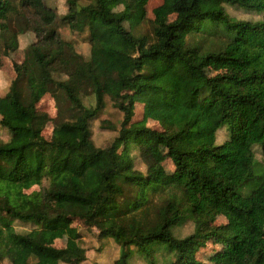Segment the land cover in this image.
I'll return each mask as SVG.
<instances>
[{
  "label": "trees",
  "instance_id": "obj_1",
  "mask_svg": "<svg viewBox=\"0 0 264 264\" xmlns=\"http://www.w3.org/2000/svg\"><path fill=\"white\" fill-rule=\"evenodd\" d=\"M119 1L66 0L59 17L50 0H0L5 56L10 39L36 37L0 96V129L9 134L0 138V264L86 263L80 232L63 247L50 244L75 220L96 229L102 246H119L114 264H132L136 253L147 264H210L198 254L213 239L222 242L215 264H264V233L252 228L255 218L264 223V171L251 194L238 193L255 178L256 148L264 154V0H166L172 20L143 14L134 23V8L150 0L115 12ZM227 6L263 19L236 20ZM59 23L87 34L89 59ZM215 64L222 67L211 74ZM48 95L55 115L42 111ZM90 96L95 106L85 105ZM107 102L122 120L100 147L91 121ZM224 126L228 139L218 144ZM51 196L62 213H50ZM217 216L226 222L213 228ZM184 220L194 231L178 238ZM15 221L35 228L19 233Z\"/></svg>",
  "mask_w": 264,
  "mask_h": 264
},
{
  "label": "rangeland",
  "instance_id": "obj_2",
  "mask_svg": "<svg viewBox=\"0 0 264 264\" xmlns=\"http://www.w3.org/2000/svg\"><path fill=\"white\" fill-rule=\"evenodd\" d=\"M128 0H120L115 7L111 6L110 8L113 11H120L123 9L124 3ZM50 2L55 6V11L62 17L67 13V3L66 0H50ZM227 13L236 20H244L250 22H258L263 19V14H258L255 12H247L241 10L236 7H226ZM134 12H136V16L132 15L131 22L139 21L144 15L147 18L153 19L154 17L164 18L165 20H172L173 13L170 11V7L166 0H150L148 5L141 12L138 11L137 8H134ZM140 12V14H138ZM129 24V22H128ZM130 25V24H129ZM59 30L62 35V38L66 41L73 43L76 51L82 55L85 59L90 58V44L87 38V34H77L73 33L69 30L68 27L59 23ZM143 31H146L148 35H150L149 30L146 27L142 28ZM36 40L35 35L32 32L24 33L20 35L18 38V42L9 40L10 50L9 57L5 56L3 44L0 40V96H5L10 88L12 78H13V63L21 62L23 60L24 50L28 48L31 44H33ZM221 64L211 65L210 73L216 74L219 73L218 68H221ZM107 89H109L111 85V79H107L106 82ZM85 105L87 106H95L96 100L94 96L84 97ZM55 102L51 95L46 96L42 105V111L49 113L50 115H55ZM65 110L64 118H70L72 113L70 112L69 105H63ZM122 120V114L115 109L109 102H107L106 108L98 114V116L91 121V129L93 132V140L95 141L97 146H105L109 145L117 132L111 131L110 129L120 123ZM51 131L48 129L46 131V135L49 136ZM9 134L7 130L0 129V138L6 140ZM228 139L227 126L222 127L218 131L217 143L222 144ZM256 164L254 166V177L244 184V186L238 191L241 195H249L253 190L257 188L259 184V178L256 174H260V172L264 171V154L262 152L261 147L256 148ZM136 158V167L141 171H145V163L142 162V158L139 154L135 153ZM160 160L162 161L166 171L168 173L173 172V165L170 160H165L163 152L159 155ZM34 190H40L39 187H34ZM49 209L52 214H59L63 212L62 202L61 200L51 196L49 199ZM226 220L222 216H217L211 225V227H215L217 225L225 223ZM259 223L261 228L258 230L264 233V223L257 218L254 219L252 223V228H255V225ZM15 230L19 233H27L33 228L35 225L31 223H24L21 221H15L13 223ZM69 232L57 233L51 239V245L57 248L63 247L68 238L80 232L81 242L84 247H87L90 255L89 260L84 264H114L115 259L118 257L119 246L115 244L113 241L107 242L102 246L100 242L97 240L98 231L96 229H88L84 223L80 220H75L71 222L69 227ZM194 231V225L191 220H184V222L174 228V234L178 238H184L189 236ZM222 242L218 239H213V241L207 242L206 246L202 248L198 254V257L201 260H204L207 263L215 264V256L219 251ZM100 249H103L102 253L98 254ZM3 264H9L6 260ZM132 264H147L145 259L138 255L134 254V258L132 259Z\"/></svg>",
  "mask_w": 264,
  "mask_h": 264
}]
</instances>
